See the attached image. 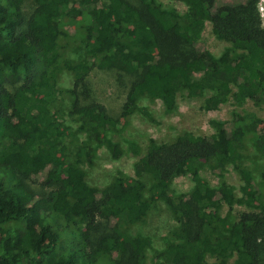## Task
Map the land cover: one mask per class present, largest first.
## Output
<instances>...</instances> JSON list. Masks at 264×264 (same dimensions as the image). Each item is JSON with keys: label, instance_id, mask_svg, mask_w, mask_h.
Wrapping results in <instances>:
<instances>
[{"label": "trees", "instance_id": "obj_1", "mask_svg": "<svg viewBox=\"0 0 264 264\" xmlns=\"http://www.w3.org/2000/svg\"><path fill=\"white\" fill-rule=\"evenodd\" d=\"M170 1L184 12L163 11L156 0H137V7L126 0H0V175L6 179L0 177V264H145L149 241L129 228L160 201L174 220L177 242L153 251L150 264H206V254L218 264H264V168L246 170L239 153L254 132L252 120L229 132L215 125L217 134L209 137L184 131L169 142L132 145L135 178L117 173L102 188L89 185L81 168V150L86 157L107 132L126 123L140 97L158 99L171 110L180 91L204 94L205 108L215 109L233 87L238 102H264L259 0ZM205 22L236 52L232 58L213 60L194 49ZM73 24L85 40L74 63L58 49L65 27ZM59 66L72 77L68 113L85 135L75 152L60 142L72 136L54 107ZM96 69L128 79L116 117L98 102L81 103L89 94L86 79ZM257 145L264 152V142ZM120 154L112 149L114 158ZM226 166L241 180L239 197L227 183L213 188L200 176ZM181 176H189L192 187L170 196L171 183ZM222 206L247 209L227 224L225 234L217 215ZM49 222L73 245L62 247Z\"/></svg>", "mask_w": 264, "mask_h": 264}, {"label": "rangeland", "instance_id": "obj_2", "mask_svg": "<svg viewBox=\"0 0 264 264\" xmlns=\"http://www.w3.org/2000/svg\"><path fill=\"white\" fill-rule=\"evenodd\" d=\"M126 1L134 7L138 6L137 0ZM237 1L242 0H218L217 4H229ZM156 2L163 11L173 10L181 14L185 10L182 4L170 0H156ZM258 7L261 10V25L264 28V0L259 1ZM84 43V36L78 25L67 26L64 35L58 40L59 53L64 59L73 63L77 62L82 58ZM194 49L205 51L213 60H217L224 54L232 58L236 53L229 44L223 42L216 35L208 22L204 23L194 43ZM55 75L54 83L59 96L54 107L61 112V120L72 136H63L60 142L68 144L72 152H75L85 142V135L81 122L68 113L71 98L67 93L71 88L72 77L60 66L57 67ZM86 84L89 94L81 99V103L98 102L106 108L111 117H116L125 100L128 79L126 77L118 78L115 73L96 69L88 75ZM233 92L234 88L231 87L230 94L215 109L205 108L204 94L188 96L185 92L180 91L176 94L175 104L171 110H165L158 99L140 97L136 103L137 110L126 123H123L115 131L107 132L102 144L91 148L90 152L87 150L86 157L85 148L81 150V168L86 173L88 184L95 188H102L117 173L135 178L134 167L137 158L130 153L129 147L137 145L143 148L148 139L169 142L184 131L209 137L217 134L215 125H221L229 132L243 119L244 121L251 119L264 123V102L250 99L238 102L232 97ZM260 132L264 135V129ZM113 148L120 150L121 154L118 158L112 156ZM200 176L213 188L218 183L225 182L233 188L236 197L240 196L241 180L237 172L230 166H226L219 172L205 169L201 171ZM0 177L3 182L6 181L4 176L0 175ZM141 180L148 186L149 180L146 176H143ZM192 185L189 176L178 177L171 183L169 195L186 194ZM32 187L36 188V185L32 184ZM246 210L242 206H234L231 211H228L225 206L220 207L217 211L220 219V234L226 233L227 224L234 219L238 212ZM48 224L59 234L62 247L73 245L69 236L61 234L52 222ZM175 228L170 211L162 201L149 210L142 223L129 228L131 234L147 238L149 241V248L144 252L145 264L151 263L153 251L162 249L168 243L177 242L171 234ZM202 261L206 264H218V261L208 254L203 256ZM76 264L85 263L78 261Z\"/></svg>", "mask_w": 264, "mask_h": 264}, {"label": "crops", "instance_id": "obj_3", "mask_svg": "<svg viewBox=\"0 0 264 264\" xmlns=\"http://www.w3.org/2000/svg\"><path fill=\"white\" fill-rule=\"evenodd\" d=\"M252 121L253 125L251 127L253 128L254 132H252L246 140V150L239 151L241 156V165L249 171L257 169L256 166H263L262 168H264V155H262L264 152L261 148L259 149L257 145L258 142H264V135L260 132V130L264 129V123H259L255 120ZM256 179L259 180L258 177H256Z\"/></svg>", "mask_w": 264, "mask_h": 264}, {"label": "built area", "instance_id": "obj_4", "mask_svg": "<svg viewBox=\"0 0 264 264\" xmlns=\"http://www.w3.org/2000/svg\"><path fill=\"white\" fill-rule=\"evenodd\" d=\"M259 1H263V0H259ZM259 1H258V3H259ZM257 8H258V12H259V16L261 17V14H260V8L258 7V4H257ZM260 20H261V18H260Z\"/></svg>", "mask_w": 264, "mask_h": 264}]
</instances>
